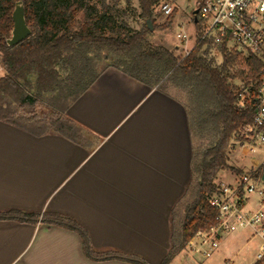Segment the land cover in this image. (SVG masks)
I'll use <instances>...</instances> for the list:
<instances>
[{
  "label": "crops",
  "instance_id": "crops-1",
  "mask_svg": "<svg viewBox=\"0 0 264 264\" xmlns=\"http://www.w3.org/2000/svg\"><path fill=\"white\" fill-rule=\"evenodd\" d=\"M176 90L109 67L66 111L81 129L75 140L0 120V212L64 214L95 250L160 264L199 177L200 139ZM0 264L134 263L89 258L79 233L63 226L1 220Z\"/></svg>",
  "mask_w": 264,
  "mask_h": 264
},
{
  "label": "trees",
  "instance_id": "trees-1",
  "mask_svg": "<svg viewBox=\"0 0 264 264\" xmlns=\"http://www.w3.org/2000/svg\"><path fill=\"white\" fill-rule=\"evenodd\" d=\"M17 1L0 0V63L3 68L0 120L38 135L58 132L75 140L81 129L67 116V109L102 72L114 67L150 87L163 88L171 84L185 93L192 134L199 138L209 134L217 137L215 144L203 151L199 148L194 156L193 174L199 177L189 191L192 202L185 209L180 231L172 228L170 250L160 263L170 264L178 252L184 251L197 230L214 223L215 210L208 200L217 189L218 173L230 169L229 149L234 137L256 114L263 61L255 54L228 51L224 46L223 62L217 64L202 50L200 41L187 56L162 44L151 45L147 40L151 30L146 19L150 18L155 24L152 9L159 0H139L141 16L145 19L140 29L131 27L125 19L126 12L117 2L21 0L31 34L9 46L7 39L13 29L12 13ZM172 15L161 28L169 25ZM101 61L104 64L98 69ZM241 87L248 88L251 95L243 107L238 104ZM44 97L48 100V112L37 115L27 111ZM1 220L42 221L74 230L81 236L87 256L93 260L149 264L136 255L95 250L88 232L74 218L64 214L9 209L0 212ZM255 264H264V260Z\"/></svg>",
  "mask_w": 264,
  "mask_h": 264
},
{
  "label": "built area",
  "instance_id": "built-area-1",
  "mask_svg": "<svg viewBox=\"0 0 264 264\" xmlns=\"http://www.w3.org/2000/svg\"><path fill=\"white\" fill-rule=\"evenodd\" d=\"M180 0H159L161 15L169 17L177 10ZM197 14V41L214 49L208 55L214 56L225 46L228 51L238 50L245 55L255 54L262 61L261 83L256 93V114L253 120L239 129L232 145L248 151L255 146L264 152V0H192ZM195 15L193 14V22ZM187 43L190 36L178 35ZM196 41V42H197ZM180 48V44H177ZM194 47V46H193ZM187 49V56L193 49ZM251 97L248 88L239 92V106L243 107ZM264 159H255L249 172L241 171L234 182L219 180L217 189L209 198V205L215 210L214 223L206 229H199L188 241L184 250L210 258L218 250L224 236L241 230H250L253 237H259L256 260H264Z\"/></svg>",
  "mask_w": 264,
  "mask_h": 264
},
{
  "label": "rangeland",
  "instance_id": "rangeland-1",
  "mask_svg": "<svg viewBox=\"0 0 264 264\" xmlns=\"http://www.w3.org/2000/svg\"><path fill=\"white\" fill-rule=\"evenodd\" d=\"M108 2L112 4L114 2L118 3V7L126 12L125 19L130 23L133 29H140L144 25L145 19L141 16L139 0H108ZM195 9L196 6L192 0H180L169 25L165 28H161V24L165 23L168 17L161 15L158 9V4H155L152 9L155 24L153 25V30L148 35V42L153 46L162 44L166 47L174 48L177 54L184 56L185 51L192 46H195L197 41V25L193 22V11ZM81 18L82 15L80 14L79 19ZM179 34H185L188 37L190 36L188 42H181V39L178 37ZM177 44H180V48H176ZM203 48L210 52H214V49L209 48L206 44L203 45ZM214 58L217 64H222L223 56L220 53L217 56H214ZM102 64H104L103 61L98 65V69L102 67ZM2 73L3 68L0 63V75ZM235 83L238 84L239 82L236 81ZM169 86L172 85L170 84ZM174 94L189 104V100L185 93L176 90ZM45 95L47 96L49 94ZM47 101V97L41 98L36 106L28 107L27 111L35 112L37 115H41L42 112H48L46 106L48 104ZM199 139L200 149L202 150L215 144L217 137L214 134L207 135L206 142L204 143V145H206L205 148L202 144L203 138ZM229 150L228 163L230 169L221 170L218 173L221 181L225 180L226 182H234L235 177L239 175L241 171L249 172L252 169L255 159L260 163L264 159V152L255 146L249 147L248 151H243L241 147L232 145ZM189 191L190 190H188L186 198L181 206L182 216L180 215V217H177L174 221V229L176 232L180 231L185 209L192 202V200L188 198L190 197ZM253 234L254 233L250 230H241L239 232L227 234L223 237L218 250L212 257L204 258L201 255L189 253V251L184 250L178 252L173 257L170 264H254L261 239L259 237H253Z\"/></svg>",
  "mask_w": 264,
  "mask_h": 264
},
{
  "label": "water",
  "instance_id": "water-1",
  "mask_svg": "<svg viewBox=\"0 0 264 264\" xmlns=\"http://www.w3.org/2000/svg\"><path fill=\"white\" fill-rule=\"evenodd\" d=\"M199 10L195 9L193 14L195 15V22H197V14ZM13 19V29L11 32V36L7 39V44L9 46H14L24 40L31 34V29L28 26L25 18V8L23 1L19 0L16 2L15 8L12 13ZM146 24L149 30H153V23L150 18L146 19ZM262 180H264V175L262 176Z\"/></svg>",
  "mask_w": 264,
  "mask_h": 264
}]
</instances>
